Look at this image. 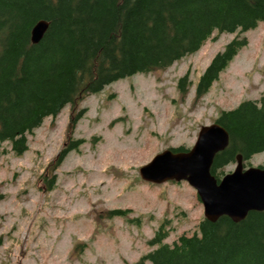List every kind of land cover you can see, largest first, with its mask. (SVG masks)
I'll use <instances>...</instances> for the list:
<instances>
[{
  "label": "rangeland",
  "instance_id": "374dc122",
  "mask_svg": "<svg viewBox=\"0 0 264 264\" xmlns=\"http://www.w3.org/2000/svg\"><path fill=\"white\" fill-rule=\"evenodd\" d=\"M245 38L208 91L195 99V84L213 56L234 37ZM187 75V83L178 81ZM264 94V22L245 32H215L194 53L165 69L106 85L76 106V149L58 158L67 136L70 106L27 135L17 156L0 143V264H130L157 246L147 242L162 221L171 243L191 234L203 207L187 182H144L138 169L158 152L191 148L202 125L221 110ZM54 162L48 176L40 180ZM264 166V151L245 167ZM235 162L222 168L231 172ZM130 209L105 218L108 210ZM138 218L139 221H131Z\"/></svg>",
  "mask_w": 264,
  "mask_h": 264
},
{
  "label": "trees",
  "instance_id": "16d2710c",
  "mask_svg": "<svg viewBox=\"0 0 264 264\" xmlns=\"http://www.w3.org/2000/svg\"><path fill=\"white\" fill-rule=\"evenodd\" d=\"M39 20L48 28L37 44L30 32ZM264 22V0H0V143L17 156L27 149V135L47 117L70 106L67 136L58 158L76 149V106L106 85L139 73L165 69L196 52L215 32H245ZM247 44L237 36L217 52L195 84L202 97ZM187 83V75L178 81ZM215 122L229 134L210 171L219 180L222 168L264 151V94L221 110ZM186 151L184 146L171 147ZM52 162L40 176L48 188ZM130 209L108 210L105 218L126 217ZM139 221L134 218L131 221ZM165 221L154 231L157 246L130 264H264V210L240 222L204 217L191 234L171 243Z\"/></svg>",
  "mask_w": 264,
  "mask_h": 264
},
{
  "label": "water",
  "instance_id": "95a60500",
  "mask_svg": "<svg viewBox=\"0 0 264 264\" xmlns=\"http://www.w3.org/2000/svg\"><path fill=\"white\" fill-rule=\"evenodd\" d=\"M47 28L45 20L34 24L30 32L32 44L42 39ZM228 143L229 134L220 124L202 125L191 148L186 151L167 148L156 153L139 167V177L151 184L186 181L194 188L207 221L215 222L226 216L240 222L249 212L264 210V166L244 167L238 155L234 169L217 180L210 168L215 155Z\"/></svg>",
  "mask_w": 264,
  "mask_h": 264
},
{
  "label": "flooded vegetation",
  "instance_id": "af4514ba",
  "mask_svg": "<svg viewBox=\"0 0 264 264\" xmlns=\"http://www.w3.org/2000/svg\"><path fill=\"white\" fill-rule=\"evenodd\" d=\"M245 163V162H244Z\"/></svg>",
  "mask_w": 264,
  "mask_h": 264
}]
</instances>
